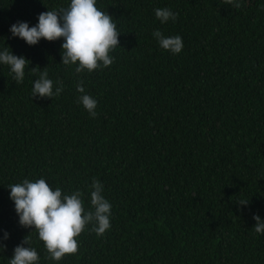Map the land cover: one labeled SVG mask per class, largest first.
<instances>
[{"label": "trees", "instance_id": "16d2710c", "mask_svg": "<svg viewBox=\"0 0 264 264\" xmlns=\"http://www.w3.org/2000/svg\"><path fill=\"white\" fill-rule=\"evenodd\" d=\"M239 2L97 0L119 46L112 65L77 74L78 64L61 63L62 39L29 46L10 32L70 0H0V51L30 61L21 83L0 64V264L27 236L37 264H264L253 219L264 221V0ZM158 8L176 21L161 23ZM156 30L180 36L181 53L161 48ZM45 67L53 91L57 81L64 90L33 98ZM79 81L97 100L95 118ZM41 178L81 192L86 212L99 180L110 229L98 236L89 224L75 255L49 259L38 233L20 226L9 189Z\"/></svg>", "mask_w": 264, "mask_h": 264}, {"label": "clouds", "instance_id": "9594fccd", "mask_svg": "<svg viewBox=\"0 0 264 264\" xmlns=\"http://www.w3.org/2000/svg\"><path fill=\"white\" fill-rule=\"evenodd\" d=\"M227 4L240 8L239 0H225ZM97 0H70L67 8H59L42 12L38 16V23L30 27L27 22H17L10 27L13 37H18L29 46H35L41 39L48 42L63 40L61 45L62 62L64 65H76L77 74L87 70L89 73L107 68L114 62L110 53L119 46L120 33L113 17L108 12L100 10ZM155 16L161 23L169 20L176 21L178 14L168 8H158ZM153 37L161 48L173 54L181 53L183 41L180 36L166 37L159 30L153 32ZM7 47L0 51V64L10 67L17 83L23 82L25 67L30 64L23 56H16ZM38 68H32L37 74ZM39 78L34 81L32 97L51 99L59 96L64 90L60 81L53 91V81L48 77L46 67L39 72ZM77 91L82 95L79 102L95 118L97 100L85 93L83 81L77 84ZM90 202L94 211H85L81 198L82 193L76 191L70 195L62 193L59 187L53 188L41 178L32 182L28 179L22 183L9 186L10 199L14 202L15 211L19 217L21 227L34 229L39 240L49 254L48 258L60 261L66 255H75L79 244L77 238L84 232L86 226L93 224L92 231L102 236L110 229L111 204L102 195L103 185L93 178L91 184ZM249 202L242 199L239 205L245 206ZM256 221V233H264V221L258 215L253 216ZM4 239H8L5 233ZM29 244L28 236L14 248L9 264H37L39 254L35 248L25 247ZM6 245L0 244L4 249Z\"/></svg>", "mask_w": 264, "mask_h": 264}]
</instances>
